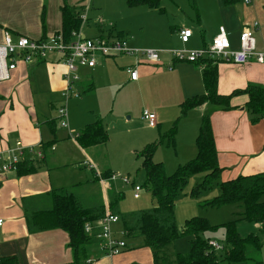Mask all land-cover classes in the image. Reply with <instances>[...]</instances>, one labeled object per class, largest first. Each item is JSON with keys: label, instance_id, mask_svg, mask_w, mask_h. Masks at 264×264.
Returning <instances> with one entry per match:
<instances>
[{"label": "crops", "instance_id": "0c3cea01", "mask_svg": "<svg viewBox=\"0 0 264 264\" xmlns=\"http://www.w3.org/2000/svg\"><path fill=\"white\" fill-rule=\"evenodd\" d=\"M84 1L0 0V43L4 40V31H8L14 40L20 36L39 39L59 32L62 24L61 7L63 3L83 5ZM195 2L197 23L205 35L204 38H207L202 37L201 45L195 41L198 45L190 47L195 39L193 31L187 42L182 43L178 39L177 33L185 28L184 26L174 29L177 41L172 42L173 44L169 43L170 47L162 46V44L161 47L152 46L141 41L129 40L123 31L114 28L108 30V33L103 31V35L109 34L112 38L123 37L131 47L153 48L161 52L170 48L193 50L205 47L216 34L218 27L223 26L228 32L232 47L236 48L241 29L256 21L258 26L253 30L256 48L264 50V0H250L249 3L237 0L231 4H224L222 0H195ZM213 14H216L217 20L212 24ZM82 34L85 36L83 28ZM111 58L113 61L117 59L123 62L124 56L122 54L100 56L97 57L96 65L92 68L79 66L76 70L78 75L75 81L76 89L85 91L83 94L89 90L91 91L90 96L95 95L96 97L98 89L102 86L101 78L106 75L107 87L110 86V79L114 78L118 83H122L121 86L131 85L139 92H147L145 97L150 95L152 101H157L154 102L152 109L147 107L144 109L154 112L156 116L155 126H150L143 119L147 123L144 125L147 129L156 128L160 132V126L168 125V121L158 114L161 104L156 100L153 90V88L156 90V87H160L158 85L160 75L169 77L168 74L175 73L181 84L182 100L204 91L202 67L194 63L175 60L170 55L161 58L159 56L158 61L155 62H149L145 58L138 62L134 58L138 63L136 66H131H135L137 78L131 80L126 70L127 67L125 68L128 63H122V67L117 66V69L109 63ZM84 69L87 71L84 72ZM64 71L65 65L61 54L50 52L41 60L33 59L28 64L18 63L15 69L9 71L7 79L0 80V153L2 154L0 162L7 159V153L16 142H21L31 150L27 151L26 155L29 160L39 159L34 153L41 152L40 158L43 156L42 163L33 173L21 175L16 171H9L0 174V219L2 220L0 258L14 256L17 264H154L151 249L143 246L140 238L125 241L128 248L126 247L124 251L115 256L103 255L99 240L94 238L87 247V257L76 263L69 245V237L64 230L61 228L36 232L28 230L26 214L35 209L50 207L49 194L53 189H67L82 201L86 200V197L71 188L82 186V190H90L89 188H93L90 185L93 181V184H97L96 193L100 197L94 203L87 202L89 204L85 206L92 208L103 205L104 213L109 211V201L117 200V195L112 192L113 187L110 183L112 173L108 172V175L99 173L100 170L97 169L96 163L88 156L94 146L105 145L106 141L82 148L74 139L78 134L77 129L82 126L81 129H83L88 123L93 122V120L86 119L88 117L85 114L86 111L83 114L80 113L81 115H76L74 108L78 103L72 104L74 101H79V98H72L76 100L70 99L67 102V128L59 125L57 109L55 115H49L50 110L46 108L47 105L52 108L55 102L59 103L58 105L62 102ZM217 73L219 94H229L234 89H243L250 84L264 88V63L259 64L250 60L238 65L217 61ZM90 85L92 89L89 88ZM247 100L246 94H238L232 97L230 104L234 107L230 109L204 103L189 110L185 115L187 117L183 126L180 128L177 124L175 134V146L179 147L177 149L184 153V156H188L187 159L195 156V137L198 125L202 114L207 113L210 118L218 164L222 168L219 179L234 178L241 174L262 173L264 175V116L255 123H251L244 107ZM45 145L47 147L43 153L42 149ZM75 149L78 151L76 159L72 155ZM79 151L81 157H79ZM77 157L80 161H76ZM86 159L94 164L95 169H90L83 163ZM82 164L84 168L81 167ZM67 165L71 166L66 168ZM86 173L90 175L91 181ZM97 174H100V177ZM83 175L86 177L84 184L86 187L78 183V180L83 179ZM109 191L114 193H110L111 197ZM138 198H140V192L135 199ZM261 201L264 203V194ZM98 220L99 218L90 223L92 224L91 235L95 236L98 230ZM120 230L121 224L118 221L113 224V231L119 234ZM252 248L259 253L260 258L251 257ZM247 254L256 264H264V241L261 242L259 249L249 246Z\"/></svg>", "mask_w": 264, "mask_h": 264}, {"label": "trees", "instance_id": "16d2710c", "mask_svg": "<svg viewBox=\"0 0 264 264\" xmlns=\"http://www.w3.org/2000/svg\"><path fill=\"white\" fill-rule=\"evenodd\" d=\"M236 1L222 0L224 4ZM126 3L128 6L145 5L149 8H158L160 0H126ZM83 7V5H69L66 2L61 7L62 24L59 32L67 42L71 40L72 32L76 31L81 24L80 14ZM190 63L202 67L204 91L181 101L180 116L181 114L185 116L189 110L204 103L230 109L234 107L230 104L232 97L238 94H246L248 97L244 107L250 113L251 123H255L264 116L263 87L250 84L243 89H234L229 94H219L217 91V62L209 57H202ZM176 129L177 123L172 124L168 136H164L168 144H173ZM74 139L80 147L86 148L105 142L107 134L103 123L96 120L81 129ZM195 146V156L184 164H179L174 172L167 175L163 164L151 158L155 144L146 145L139 155L142 158L145 186L150 190L156 205L131 213H119L116 208L117 200H112L108 204L109 212L118 215L122 236L126 242L131 238H140L142 245L151 249L154 264H166L167 246L180 235L190 236L189 249L185 253L175 252L173 254L174 264H256L247 254V249L249 246L259 249L261 247L260 236L254 233L246 236L240 235L236 231L238 219L222 224L225 233L224 243L220 250H214L208 245L210 239L203 237L205 232L212 229L204 218L192 217L183 223L181 232L177 229L174 205L178 191L185 184L187 177L201 172L204 174L202 181L193 189L192 193H194L200 188L210 187L220 177L222 171L218 164L210 118L207 113L202 114L200 118ZM46 147L47 145L43 147V153ZM42 157L29 160V157L25 156L17 164L16 172L21 175L35 172L42 163ZM103 174L108 175V172ZM216 184L219 189L218 194L206 203L211 206L240 204L242 211L238 213L239 218L259 223L260 232L263 235L264 203L261 197L264 194V175L262 173L241 174L234 178L220 180ZM49 199L50 207L35 209L26 214L28 230L31 232L51 228L64 230L69 237L73 259L77 263L87 257V247L96 238L84 230V225L104 215L103 205L86 207L72 192L61 188L51 190ZM126 247L128 248L127 244ZM0 264H17V261L14 256H10L0 258Z\"/></svg>", "mask_w": 264, "mask_h": 264}, {"label": "rangeland", "instance_id": "374dc122", "mask_svg": "<svg viewBox=\"0 0 264 264\" xmlns=\"http://www.w3.org/2000/svg\"><path fill=\"white\" fill-rule=\"evenodd\" d=\"M86 2L87 0L84 1L83 6ZM196 6L195 0H160L158 8H149L145 5L128 6L126 0H90L89 9L86 11L88 19L83 24V32L88 38H96L99 34H103V31L108 33V30L114 28L123 31L129 40L141 41L152 46L161 47L162 44V46L168 45L170 47L169 43L177 41L174 29L184 26L194 33L195 39H193V44L190 45V47H194L198 45V42L201 45L205 36L197 23ZM211 20L212 24L217 20L216 14H213ZM122 56H124L123 62H119L117 59L113 61V58H111L109 63H112L116 68L117 66L122 67V63H128L125 68H129L131 65L136 66L133 56ZM165 56H169V54L160 52V58ZM83 71L87 70L84 69ZM168 76L160 75L158 83L160 87H156V90L153 88L156 100L161 104V108H158V114L168 121V125L163 124L160 126V132L156 128L154 130L145 128L144 125L147 123L142 118V112L146 109L145 107L152 109L154 102L157 101H152L150 95L145 97L148 94L147 92H139L131 85L121 86L122 83H118L114 78L110 79V86L107 87L106 75L101 78L102 86L98 89L96 97L95 95L90 96L89 93L91 91L88 90L86 94H83L85 91L80 89L79 101H74L72 104L78 103L74 108L77 116L86 111L85 114L88 116L86 119L89 121L93 120V122L98 119L104 125L107 134L105 145L94 146L88 156L96 163L97 169L100 170L99 173L109 172L116 175L115 179L110 181V183L113 187L112 192L117 195L116 208L119 213H131L152 208L156 205L150 190L145 186L142 158L139 155L146 145L155 144L151 158L163 164L167 175L174 172L179 164H184L192 159H187L186 157L188 156H184V153L177 149L179 147L175 146V134L173 136V144H168L164 137L168 136L172 124L177 123L181 128L187 117L182 114L180 116L181 109L178 104L182 100L180 95L181 84L175 73L172 72ZM84 99L85 101L82 102ZM58 104L55 102L52 108L49 105L46 106L50 110L49 115L56 114ZM246 113L247 117H250V113L247 110ZM80 129H77L78 132ZM141 135L144 137L143 139ZM77 154L78 151L76 149L72 151L75 159ZM79 157H81L80 151ZM79 157H77L76 161H80ZM70 166L67 165L66 168ZM76 167L78 168V165ZM81 167H83V164ZM87 175V177H90L89 174ZM203 175L201 172L188 176L185 184L178 191L174 205V216L179 232L182 231L183 223L186 220L192 217L204 218L212 229L205 232L203 237L222 245L225 233L222 224L232 219H238L236 231L240 235L258 234L261 242H263L259 223L239 218L238 213L242 211L240 204L231 203L211 206L206 203L218 194L219 189L216 182L220 181L219 178L210 187L200 188L197 192L192 193L193 189L202 181ZM127 177L129 182L126 183L122 178ZM76 179L79 178L76 177ZM91 180L90 177L89 181ZM78 181V183L85 186L86 177L83 175V179ZM131 181L132 183H130ZM133 184L142 187L140 198L138 199L133 198ZM90 185L93 186V188H89L90 190H82V186L81 188H71L86 197V200H80L83 205H88L89 203L87 202L94 203L100 197L96 193L98 190L97 184H93L92 181ZM110 193L111 191H109L111 197V194L114 193ZM189 239L190 236L180 235L167 246L166 253L168 258L166 264H174L173 254L175 252L185 253L188 251ZM251 257L258 259L260 255L252 248Z\"/></svg>", "mask_w": 264, "mask_h": 264}, {"label": "built area", "instance_id": "2783aa9c", "mask_svg": "<svg viewBox=\"0 0 264 264\" xmlns=\"http://www.w3.org/2000/svg\"><path fill=\"white\" fill-rule=\"evenodd\" d=\"M249 3L250 0H242ZM89 2L84 5V9L80 14L81 24L76 31L72 32L70 41H65L61 32H56L47 37L39 39H31L20 36L15 40L12 39L8 31H4V40L0 43V80L9 77V71L16 68L20 62L30 63L33 59L41 60L49 52H57L61 54L62 62L65 65L64 71V87L61 91L62 102L57 108L59 125L68 127L67 122V102L72 98H79L80 91L76 89L75 81L78 79L76 70L79 66L92 68L96 65L97 57L109 56L111 54H122L133 56L136 60L145 58L149 62L158 61L161 50L153 48H137L127 44L123 37H108L98 35L96 38H87L82 34L84 22L87 20V9ZM258 26V22L254 21L250 25L244 26L238 34V46L232 47L228 38V32L223 26H219L216 34L212 37L210 43L200 49H168L165 50L173 59L179 61L192 62L198 58L209 57L214 61H223L233 64H245L252 60L259 64L264 63V50L256 48L253 30ZM178 39L185 43L190 37L191 30L187 28L178 31ZM139 62V61H138ZM136 62V64L138 63ZM131 80L137 78V70L135 66L127 68ZM142 118L148 122L150 126L156 125V116L154 112L144 110ZM31 151L21 142H16L15 146L7 153V159L0 162V174L9 171H16L17 164ZM36 157L41 156V152L34 153ZM0 158L2 154L0 153ZM83 163L90 169H95L94 164L89 160ZM100 177V174H97ZM115 174L110 175V179L114 180ZM124 182H129V178H122ZM132 183V181L130 182ZM142 187L133 184V197L137 198ZM119 221L118 215L106 211L104 215L97 221L98 230L95 237L99 240V247L103 255L115 256L126 249V242L123 238L122 230L118 233L113 231V224ZM2 220L0 219V225ZM92 224L86 223L84 230L88 233L92 232ZM214 250L222 249V245L214 240H209Z\"/></svg>", "mask_w": 264, "mask_h": 264}]
</instances>
